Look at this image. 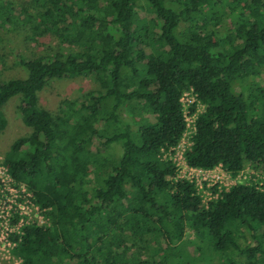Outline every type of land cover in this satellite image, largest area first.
I'll use <instances>...</instances> for the list:
<instances>
[{
	"label": "trees",
	"instance_id": "trees-1",
	"mask_svg": "<svg viewBox=\"0 0 264 264\" xmlns=\"http://www.w3.org/2000/svg\"><path fill=\"white\" fill-rule=\"evenodd\" d=\"M32 5L0 0V31L21 23L76 50L19 57L21 75L0 80V136L12 97L30 130L1 164L50 210L19 226L11 254L20 264H264V0ZM88 77L98 88L77 106L62 102L51 114L38 105L48 81ZM186 92L188 112L201 107L186 165L230 177L248 167L262 183L210 188L203 203L193 181L176 178L166 156L185 132Z\"/></svg>",
	"mask_w": 264,
	"mask_h": 264
},
{
	"label": "rangeland",
	"instance_id": "rangeland-1",
	"mask_svg": "<svg viewBox=\"0 0 264 264\" xmlns=\"http://www.w3.org/2000/svg\"><path fill=\"white\" fill-rule=\"evenodd\" d=\"M3 1L16 6L18 10L19 7L29 10L33 7L32 3L35 0ZM147 9V6H141V15H146ZM196 19L194 18L193 20ZM20 25L21 23L13 26L12 29L0 31V80L21 75L19 66L16 63L19 57L32 59L39 55H49L55 52L62 53L66 57L70 53L73 54L76 50L74 47L63 46L59 38L51 33L34 38L25 30L26 28L23 29ZM225 28V24H223V28L220 29L221 37L226 34ZM138 29L139 27L136 26L134 31L137 32ZM147 45L148 47L152 46L151 43H147ZM146 52L150 55L148 49ZM21 72L23 73V70ZM97 88L96 81L91 77L50 80L38 95V105L51 114H55L59 109L60 103H75L77 106L88 92L94 91ZM16 104V98L12 97L3 107L7 124L0 136V167L3 154L8 145L14 139L27 136L30 132L23 124V118L16 110ZM197 109L199 112L201 111L200 106ZM138 113L141 115V112ZM120 116L124 121H130L128 113L125 110ZM102 134L106 135V132L103 131ZM184 143L187 144V141H184ZM118 152V146H112L106 151L107 154H112L115 160L119 155ZM5 175L7 174L5 173ZM8 179L6 178L4 182H0V264H20V260L11 254V243L9 239L13 233H16L20 222L41 221L43 214L47 215L50 210L40 208L33 201L30 192ZM203 179L198 181L197 190L202 202L206 203L210 199V188L215 187L219 189L229 187L234 183L247 184L249 182L258 183L259 185L262 183L263 177L260 173L248 167H245L236 176L230 177L221 167H218L205 174ZM13 220L16 223L10 225V222ZM186 235L189 239L192 237L189 231H186Z\"/></svg>",
	"mask_w": 264,
	"mask_h": 264
},
{
	"label": "built area",
	"instance_id": "built-area-1",
	"mask_svg": "<svg viewBox=\"0 0 264 264\" xmlns=\"http://www.w3.org/2000/svg\"><path fill=\"white\" fill-rule=\"evenodd\" d=\"M194 101H195L194 96H192L189 92L182 94V96L179 99V103H181V110L183 113L182 114L183 120L185 122V132L183 133V136H182L180 142L173 149L170 150L171 152L167 153V158H168V160H170V162L172 163V165L175 168L176 178L184 179V180H188V181H193L195 183L196 187H198V181L204 180L203 176L205 174L213 171L214 169H217L220 166H217L211 170H201V169H195V168L189 167L184 162L183 152H184L185 148L189 145V142H188L189 137L195 130L193 121L195 119L196 112H199L197 109V107H199V106L195 107L194 113L190 114L188 112L189 106ZM184 141H187V144H185ZM1 162H2V160H1ZM5 173L7 174L6 169L1 164V167H0V182L1 183L4 182L6 180V178L7 179L9 178L10 180H12L9 176H7L8 174L5 175ZM234 184H237V183H234ZM20 186H22V185H20ZM35 209H37V207H35ZM41 221H37V222L40 223ZM23 223H28V222H23ZM23 223L20 222V225ZM16 233H18V229H17ZM11 247H12V244H11Z\"/></svg>",
	"mask_w": 264,
	"mask_h": 264
}]
</instances>
